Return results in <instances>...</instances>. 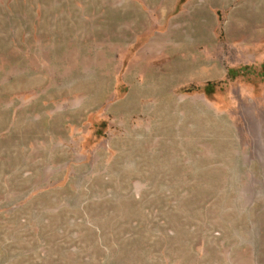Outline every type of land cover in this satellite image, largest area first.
Wrapping results in <instances>:
<instances>
[{"label":"rangeland","instance_id":"obj_1","mask_svg":"<svg viewBox=\"0 0 264 264\" xmlns=\"http://www.w3.org/2000/svg\"><path fill=\"white\" fill-rule=\"evenodd\" d=\"M0 264H264V0H0Z\"/></svg>","mask_w":264,"mask_h":264},{"label":"trees","instance_id":"obj_2","mask_svg":"<svg viewBox=\"0 0 264 264\" xmlns=\"http://www.w3.org/2000/svg\"><path fill=\"white\" fill-rule=\"evenodd\" d=\"M248 70L249 69L246 68V67H242V68H240L239 70H236V71L233 70V69H230L227 72L228 79L232 81L238 76V74L240 72H246ZM213 88H214V84L208 82L202 87H198V88H195V89L194 88L185 89L184 92H191V91H194V90H201L206 96H210L212 91H213Z\"/></svg>","mask_w":264,"mask_h":264}]
</instances>
